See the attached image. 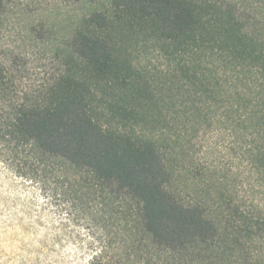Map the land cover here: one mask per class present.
<instances>
[{"label":"trees","instance_id":"16d2710c","mask_svg":"<svg viewBox=\"0 0 264 264\" xmlns=\"http://www.w3.org/2000/svg\"><path fill=\"white\" fill-rule=\"evenodd\" d=\"M255 2L110 0L23 90V67L0 62V99L21 94L0 107L5 205L14 222L55 221L57 241L76 248L54 257L42 241L24 264H264V199L244 202L222 177L204 188L183 179L206 170L194 150L201 132L224 130L264 194V0Z\"/></svg>","mask_w":264,"mask_h":264},{"label":"rangeland","instance_id":"374dc122","mask_svg":"<svg viewBox=\"0 0 264 264\" xmlns=\"http://www.w3.org/2000/svg\"><path fill=\"white\" fill-rule=\"evenodd\" d=\"M96 12H111L110 0H5L0 12V62L12 58L23 67L16 75V81L22 82L17 85L19 90L44 76V65L54 56L55 49L64 51L72 28L83 16ZM16 90L18 88H11L0 99V107L7 109L11 101L14 103L20 97ZM195 141L197 162L206 166V170L192 173V176L183 170V179L189 176L191 181L204 188L203 183L209 177H222L225 183L220 185L221 188L237 194L244 202H248L254 192L255 196L264 199V194L258 193L257 188L251 189L253 185L247 171L241 161L234 158L237 150L232 148L233 138L228 132L209 129L201 132ZM6 188L4 182L0 189V264H24L42 241L49 242L50 249L55 250L51 251L52 256L54 253L59 257L74 255V244L57 241L62 235L55 221L51 220L47 226V223L42 221L39 224L31 217L14 222L13 207L7 209L5 205ZM51 216L58 217L54 212Z\"/></svg>","mask_w":264,"mask_h":264}]
</instances>
